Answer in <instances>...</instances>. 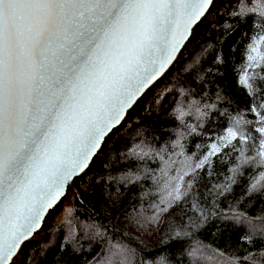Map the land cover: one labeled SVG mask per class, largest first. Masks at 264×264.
<instances>
[{"label": "snow or ice", "instance_id": "1", "mask_svg": "<svg viewBox=\"0 0 264 264\" xmlns=\"http://www.w3.org/2000/svg\"><path fill=\"white\" fill-rule=\"evenodd\" d=\"M213 4L214 0H0V264H15L66 186L85 171L104 138L173 63ZM233 14L264 18V0H238ZM262 48L264 31L248 45L240 76L247 89L255 88L257 78L264 79L247 72L249 67H264ZM251 110L261 125L259 150L249 155L232 145L240 153L239 164L230 169V183L220 195L230 190L244 166L264 169V113L255 106ZM195 111L204 114L200 108ZM185 115L181 110L180 117ZM250 123L237 117L220 137L221 146L232 141L247 144L250 137L243 126ZM206 159L187 164L175 176L161 170L167 179L159 189L160 212L187 194L195 177L185 186L184 176L202 168ZM262 191L264 170L252 177L247 189L249 195ZM201 216L203 226L208 215ZM230 218L247 226L243 239L249 243L256 234L264 237V216L232 209ZM67 223L74 232L73 222ZM190 255L215 264H264L259 258L264 252L230 256L202 243ZM129 257V249L117 246L97 264H131ZM159 264H167L166 259L160 257Z\"/></svg>", "mask_w": 264, "mask_h": 264}, {"label": "trees", "instance_id": "2", "mask_svg": "<svg viewBox=\"0 0 264 264\" xmlns=\"http://www.w3.org/2000/svg\"><path fill=\"white\" fill-rule=\"evenodd\" d=\"M237 3L216 0L169 71L106 137L101 154L73 181L41 236L24 245L15 264H97L117 246L130 250L131 264H159L160 257L167 264H215L190 255L198 243L230 256L264 252V237L256 234L249 243L243 239L247 226L230 218L232 209L264 216V191L247 192L252 177L264 169L244 166L230 190L219 194L230 183V169L239 164L240 153L232 145L255 155L262 138L251 109L264 113L259 107L264 104V79L257 78L255 88L247 89L240 76L248 45L264 31V18L235 16ZM253 71L264 76V67L247 69L249 75ZM237 117L252 121L243 126L250 137L247 144L220 146L202 168L184 176L185 186L195 177L187 194L160 212L159 189L167 179L161 170L175 176L178 169L201 160ZM201 212L208 215L203 226Z\"/></svg>", "mask_w": 264, "mask_h": 264}, {"label": "water", "instance_id": "3", "mask_svg": "<svg viewBox=\"0 0 264 264\" xmlns=\"http://www.w3.org/2000/svg\"><path fill=\"white\" fill-rule=\"evenodd\" d=\"M215 6H216V0H214V4L212 5L211 10H212L213 7H215ZM203 20H204V18H203L201 21H203ZM201 21H200L199 23H201ZM199 23H198V24H199ZM198 24H197V25H198ZM197 25L194 26V28H193V30H192V33H191V36H192V34H193V32H194V29H195V27H196ZM191 36H190V37H191ZM189 39H190V38H189ZM189 39H188V40H189ZM188 40H187V41H188ZM186 43H187V42H186ZM186 43H185V44H186ZM185 44H184V46H185ZM184 46L182 47V49L184 48ZM182 49H181V51H182ZM181 51H180V52H181ZM180 52H179V54H180ZM179 54H178V55H179ZM178 55H177V58H178ZM177 58L173 61V63H172L171 65H169V66L167 67V69L165 70V72H164V73H163V74H162V75H161L156 81H154L152 85H150V86L145 90V92H144V93H143V94L137 99V101L140 100V99H141V98H142L147 92H149V91L154 87V85H156V84H157V83H158V82L164 77L165 73H166L167 71H169L170 67L174 64V62L177 60ZM137 101H136V102H137ZM136 102H135V103H136ZM135 103H134V104H135ZM132 107H133V106H132ZM132 107H131V108H132ZM131 108H130V109H131ZM130 109H129V110H130ZM129 110H128V111H129ZM128 111H127V112H128ZM126 115H127V113H126ZM126 115H125L124 120L120 123V125L125 121V119H126ZM120 125H118L117 127H119ZM117 127H116V128H117ZM116 128H114V129H116ZM114 129H113V130H114ZM110 133H111V132H110ZM110 133H109V134H110ZM109 134H108V135H109ZM108 135H107V136H108ZM107 136H106V137H107ZM106 137H105L104 140L102 141V143H101V147L97 150L96 154H95V155L92 157V159L89 161V165H88V167L85 169L84 172H82V173H80L79 175H77L76 177H74V178L70 181L69 185L66 186L65 194H64V195L61 197V199L56 203V205H55L52 209H50L48 213H46V216H45V219H44V221H46V222H45V223H43L44 221L42 222V227H41V229L38 231V233L35 234V237H34L33 239H31L30 241L26 242L27 244L30 243V242H32V241H34V240L36 239V236H37L38 234H41L42 229L45 227V225L48 223V220L51 218V215H52L51 213H53V211H55V213H56V212L58 211V209L61 207V204H62V202H63L65 196L67 195V192H68L69 187H72V185H73V181H74L76 178H78V177H80L81 175H83V174L89 169V167L91 166V164H92L94 158L98 157L99 154H101L102 145H103V143H104ZM50 214H51V215H50ZM48 215H50V216H48ZM26 243H25V244H26ZM23 247H24V246H23ZM22 249H23V248H22ZM21 252H22V250L20 251L19 255L17 256V259L19 258ZM17 259H16V260H17ZM16 260H15V261H16Z\"/></svg>", "mask_w": 264, "mask_h": 264}, {"label": "rangeland", "instance_id": "4", "mask_svg": "<svg viewBox=\"0 0 264 264\" xmlns=\"http://www.w3.org/2000/svg\"><path fill=\"white\" fill-rule=\"evenodd\" d=\"M155 86V85H154ZM148 93V92H147ZM146 93V94H147ZM232 127V126H231ZM226 133V132H225ZM225 134H223V135H220L218 138H217V140L216 141H213L212 143H210V145H209V147H208V149L206 150V152H205V154H204V156L202 157V159H204L205 157H207V159L211 156L210 155V153H215L218 149H219V147L221 146V144H220V137H222V136H224ZM213 145H217V147L215 148V149H213ZM69 188H71V187H69ZM69 190V189H68ZM67 194H68V192H67ZM66 197H67V195L65 196V198H64V200L63 201H65V199H66ZM63 203V202H62ZM62 205V204H61ZM59 210V209H58ZM55 213V211H53V213H51L52 215ZM50 214V215H51ZM50 215H48V216H50ZM51 215V216H52ZM40 235V234H39Z\"/></svg>", "mask_w": 264, "mask_h": 264}, {"label": "built area", "instance_id": "5", "mask_svg": "<svg viewBox=\"0 0 264 264\" xmlns=\"http://www.w3.org/2000/svg\"><path fill=\"white\" fill-rule=\"evenodd\" d=\"M46 225H47V224H46ZM46 225H45V226H46ZM41 233H42V232H41ZM38 236L40 237V236H41V234H40V235L38 234V235L36 236V238H37ZM15 262H16V261H15Z\"/></svg>", "mask_w": 264, "mask_h": 264}, {"label": "bare ground", "instance_id": "6", "mask_svg": "<svg viewBox=\"0 0 264 264\" xmlns=\"http://www.w3.org/2000/svg\"><path fill=\"white\" fill-rule=\"evenodd\" d=\"M45 222H46V221H44L43 223H45ZM16 259H17V257H16ZM16 259H15V260H16Z\"/></svg>", "mask_w": 264, "mask_h": 264}]
</instances>
